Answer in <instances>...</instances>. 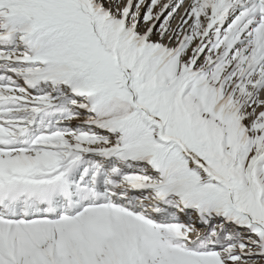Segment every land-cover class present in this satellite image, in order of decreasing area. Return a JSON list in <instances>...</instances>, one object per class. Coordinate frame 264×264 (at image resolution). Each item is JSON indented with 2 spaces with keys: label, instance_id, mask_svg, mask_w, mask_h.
<instances>
[{
  "label": "snow or ice",
  "instance_id": "snow-or-ice-1",
  "mask_svg": "<svg viewBox=\"0 0 264 264\" xmlns=\"http://www.w3.org/2000/svg\"><path fill=\"white\" fill-rule=\"evenodd\" d=\"M0 264H264V0H0Z\"/></svg>",
  "mask_w": 264,
  "mask_h": 264
},
{
  "label": "bare ground",
  "instance_id": "bare-ground-1",
  "mask_svg": "<svg viewBox=\"0 0 264 264\" xmlns=\"http://www.w3.org/2000/svg\"><path fill=\"white\" fill-rule=\"evenodd\" d=\"M179 21V17H178V19H177V22Z\"/></svg>",
  "mask_w": 264,
  "mask_h": 264
},
{
  "label": "rangeland",
  "instance_id": "rangeland-1",
  "mask_svg": "<svg viewBox=\"0 0 264 264\" xmlns=\"http://www.w3.org/2000/svg\"><path fill=\"white\" fill-rule=\"evenodd\" d=\"M181 11H183V10H181ZM177 19H178V17H177Z\"/></svg>",
  "mask_w": 264,
  "mask_h": 264
}]
</instances>
